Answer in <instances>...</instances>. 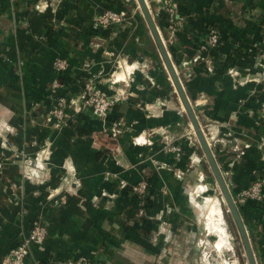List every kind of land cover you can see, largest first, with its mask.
I'll list each match as a JSON object with an SVG mask.
<instances>
[{"label": "crops", "instance_id": "1", "mask_svg": "<svg viewBox=\"0 0 264 264\" xmlns=\"http://www.w3.org/2000/svg\"><path fill=\"white\" fill-rule=\"evenodd\" d=\"M171 2L177 24L169 34L154 21L157 32L221 174L245 187L264 174V0ZM106 10L126 21L99 28L94 17ZM211 29L221 45L203 52ZM56 58L68 63L59 76ZM58 77L66 98L91 81L125 99L105 121L69 110L56 130L49 88ZM141 134L145 142L134 143ZM208 173L136 0H0V259L40 218L46 237L32 264H126L129 250L150 243L130 186L146 181L150 216L170 200L180 219L192 205L183 195L194 174ZM254 216L263 247V209Z\"/></svg>", "mask_w": 264, "mask_h": 264}, {"label": "rangeland", "instance_id": "2", "mask_svg": "<svg viewBox=\"0 0 264 264\" xmlns=\"http://www.w3.org/2000/svg\"><path fill=\"white\" fill-rule=\"evenodd\" d=\"M146 1L148 9L154 14L156 6L152 5L151 0ZM55 69L53 67L54 73L59 76ZM57 80L59 81V77ZM62 93L60 91L59 96H62ZM202 131L206 140L209 139L207 132ZM205 168L207 171V167ZM222 175L228 189L234 195L232 198L235 204L244 209L245 216L241 218L247 231L255 262L256 264H264V259L261 258V254L264 253V246L262 247V244L259 243V236L254 227L255 222L252 224L255 221L254 209L259 207L264 211V174H252L250 183L242 188H236L233 184L231 177L234 174ZM194 176L196 177L194 182H190L189 189L185 190L183 195L186 201L191 200L192 205L183 216L178 215L180 219H177V214L168 207L171 203L170 200H165L160 210L150 216L148 211L151 209L145 204L146 198L139 199L132 194L138 205V212L136 213L138 220L141 217L139 220L140 229L149 226L150 243L143 244V246L149 245L147 248L138 249L134 247L129 250L131 257L126 260V264H248L242 242L213 175L208 173L194 174ZM255 184H260L256 192L253 190ZM167 195L166 193L165 196ZM212 201H216L219 207V215L214 214L213 218L220 220V225L226 234V243L225 245L221 244L220 250L215 245L221 240L217 234L210 233L209 222L205 213L208 204ZM180 221H186L183 223V230L179 228ZM158 238H163L164 241L158 242ZM152 250H158L162 253L164 251L165 258L161 257L160 254L159 256L152 255L150 253Z\"/></svg>", "mask_w": 264, "mask_h": 264}, {"label": "built area", "instance_id": "3", "mask_svg": "<svg viewBox=\"0 0 264 264\" xmlns=\"http://www.w3.org/2000/svg\"><path fill=\"white\" fill-rule=\"evenodd\" d=\"M159 7L154 9V14L150 11L153 21L159 19L160 14L166 16L164 30L172 34L173 26L177 24L175 6L171 0H157ZM94 24L99 28H107L112 25H118L126 21L125 13H117L114 11L106 10L101 14L94 17ZM158 26V25H157ZM170 38L167 39V42ZM221 45V36L214 29H211L206 34L200 50L207 52ZM264 58V56H263ZM68 63L65 59L56 58L53 61V67L56 68L55 72L61 74L67 69ZM64 91L63 85L56 79L52 82L50 94H52V105L50 106L49 115L53 120V127L56 130L62 128L68 118V111L72 110L77 114L83 110H87L91 115L100 121H105L109 115V111L114 104L125 96L111 97L106 95L101 90L95 88L91 81L81 83L79 91L76 93L75 98H66L59 96V92ZM75 101V103H73ZM171 152H178V148L167 149ZM119 186H126L125 181L119 180ZM260 184H255L253 190L256 192ZM132 194L139 199L145 198L147 191V183L145 180H140L136 184L130 186ZM144 200V199H143ZM46 237V227L39 219L31 223L30 228L21 235L17 245L10 250V252L0 259V264H32L30 259L33 248L42 246ZM80 263V262H79ZM82 264V263H80Z\"/></svg>", "mask_w": 264, "mask_h": 264}, {"label": "water", "instance_id": "4", "mask_svg": "<svg viewBox=\"0 0 264 264\" xmlns=\"http://www.w3.org/2000/svg\"><path fill=\"white\" fill-rule=\"evenodd\" d=\"M138 4V8L140 9L142 16L147 24V27L149 29V32L152 36V39L157 47L159 56L165 66V69L169 75V78L172 82V85L174 86V89L181 101V104L184 108V111L190 121V124L192 126L193 132L197 138L198 144L206 158V161L209 165V168L211 169L212 175L215 179V182L220 190V193L224 199V202L227 207V211L231 216V219L236 227L237 234L240 237V240L243 245V249L245 251V255L247 258L248 264H256L255 259L252 254V250L250 247L248 235L246 228L244 226V223L242 221V218L238 212L237 206L232 198V195L222 177V174L213 158L212 152L210 150L209 144L204 136V133L202 131L201 126L196 121V118L192 112V109L190 107V104L188 100L186 99V96L183 92L182 85L180 83L179 78L176 75V72L173 68L172 63L170 62L167 53L164 49L162 40L157 32L156 26L154 24V21L152 19V16L150 14V10L148 9V5L146 3V0H136Z\"/></svg>", "mask_w": 264, "mask_h": 264}, {"label": "bare ground", "instance_id": "5", "mask_svg": "<svg viewBox=\"0 0 264 264\" xmlns=\"http://www.w3.org/2000/svg\"><path fill=\"white\" fill-rule=\"evenodd\" d=\"M206 209H207V211L205 213H206L207 220L209 222L208 225H209L210 233L217 234L219 236L220 240L223 241V243H221V244L225 245V243H226L225 235L226 234H225L222 226L220 225V220L213 218L214 214L219 215L218 203L216 201H212L210 204H208V207Z\"/></svg>", "mask_w": 264, "mask_h": 264}, {"label": "clouds", "instance_id": "6", "mask_svg": "<svg viewBox=\"0 0 264 264\" xmlns=\"http://www.w3.org/2000/svg\"><path fill=\"white\" fill-rule=\"evenodd\" d=\"M47 7V4H45V3H38L37 5H36V8H37V10L38 11H44V9ZM133 67H135V65H133ZM131 68H129L128 69V71L129 72H131ZM230 72H232L233 70H229ZM115 79L116 80H124V75L123 74H117L116 76H115ZM73 103H75V101H73ZM7 130H9V131H12V129L11 128H9L7 125H5L4 126ZM133 142L134 143H137V144H142V143H144L145 141H144V139H143V134H141V136L140 137H137V138H134V140H133ZM149 143H150V141H149ZM60 191V188H57V189H55L54 190V192L52 193L53 195L55 194V193H57V192H59ZM69 191H71V192H74L75 190L74 189H69ZM94 199H95V197H94ZM221 243H223V241H218L217 243H216V248L217 249H219L220 248V246H221Z\"/></svg>", "mask_w": 264, "mask_h": 264}, {"label": "trees", "instance_id": "7", "mask_svg": "<svg viewBox=\"0 0 264 264\" xmlns=\"http://www.w3.org/2000/svg\"><path fill=\"white\" fill-rule=\"evenodd\" d=\"M165 19H166L165 14L161 13L159 19H157V21H156V23H157V25H158V27L160 29H163L164 28ZM231 195H232V197L234 196L232 193H231ZM237 209H238V212H239L240 216L243 218L245 216L243 207L237 206ZM142 233H146V230H143ZM40 247H37V249H39ZM30 259H31V256H30Z\"/></svg>", "mask_w": 264, "mask_h": 264}]
</instances>
